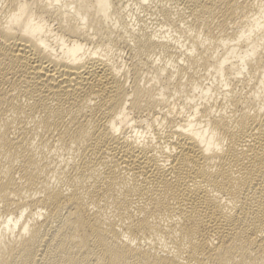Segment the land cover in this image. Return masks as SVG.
Here are the masks:
<instances>
[{
    "label": "bare ground",
    "instance_id": "6f19581e",
    "mask_svg": "<svg viewBox=\"0 0 264 264\" xmlns=\"http://www.w3.org/2000/svg\"><path fill=\"white\" fill-rule=\"evenodd\" d=\"M0 264H264V0H0Z\"/></svg>",
    "mask_w": 264,
    "mask_h": 264
}]
</instances>
